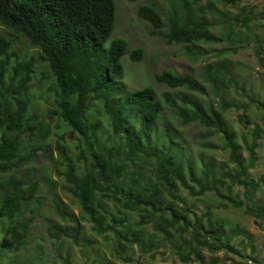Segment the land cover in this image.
I'll list each match as a JSON object with an SVG mask.
<instances>
[{"label": "trees", "instance_id": "obj_1", "mask_svg": "<svg viewBox=\"0 0 264 264\" xmlns=\"http://www.w3.org/2000/svg\"><path fill=\"white\" fill-rule=\"evenodd\" d=\"M202 11L194 9L187 0H181L180 7H173L167 15L150 5L139 6L136 14L150 25L153 36L163 38L169 45H184L190 52L199 43L215 42L205 16L200 15ZM115 19L114 0H0V26L25 37L38 50L55 84L56 110L53 113L86 146L82 150L84 161L78 162L82 164L81 170L71 159L63 157L66 191L75 201L81 219L86 217L97 234L111 233L123 252L134 245L142 252H151L153 235L143 231L144 225L151 224L153 234L162 235L164 240L170 242L177 238L186 243L188 258L194 254L199 259L202 249L213 254L227 253L233 249L230 242L238 233L226 232L225 222L213 223L208 214L204 218L195 217L196 228H190L191 210L179 206L178 190L182 187L191 196L213 192L224 208L241 209L245 215L259 221V225H264V202L253 201L254 193L264 186V178L255 180L249 175L257 161L255 149L259 132L254 130L250 141L240 137L247 154L244 157L236 134L222 114L201 109L191 111L187 106H193V102L182 95L179 100L183 107L177 111L181 123L197 122L206 129H214L222 140L219 148L227 153V162L204 161L198 172L194 162L185 159L181 149L173 144L176 136L167 128L163 129L167 143L158 146L155 143L158 140L152 137L165 106L158 101L152 87L126 92L119 86L123 74L121 59L127 42L113 39L105 47ZM248 22L243 12L237 24L250 30ZM234 28L235 25L229 30ZM11 47V41L0 34V175L11 173L0 180V259L23 247L30 223L21 220L23 213L33 202H39L34 196L37 184L31 181L27 184L12 174V170L27 159L20 155L19 141L24 134L34 136L36 127L29 124L26 117V97L34 62L18 61L12 65ZM262 53L264 50L260 48L258 60L264 65ZM129 57L138 61L142 51L132 50ZM212 76L209 73L208 78L215 79ZM154 80L172 91L186 88L205 95L204 87L190 75L179 76L164 70L155 75ZM10 90L12 94L7 95ZM162 97L169 108L176 107L177 102L170 93ZM93 101L103 105L108 119L109 136L104 140L99 137L101 123L88 117ZM46 133L49 136L48 128ZM112 138L119 144L109 146ZM57 149L63 154L62 147L58 145ZM122 149H126L130 159L143 157L152 161V184L141 182L135 173L128 176L123 167L115 163L114 158ZM238 187L242 188V193L234 194ZM241 197L249 204L245 205ZM54 208L74 224L72 232L76 240L83 228L80 220L68 215L56 201ZM134 213L139 220L133 225L129 219ZM203 221H206L205 226ZM186 233L191 236L189 244L183 236ZM217 261L213 258L211 264Z\"/></svg>", "mask_w": 264, "mask_h": 264}, {"label": "rangeland", "instance_id": "obj_2", "mask_svg": "<svg viewBox=\"0 0 264 264\" xmlns=\"http://www.w3.org/2000/svg\"><path fill=\"white\" fill-rule=\"evenodd\" d=\"M187 1L194 9L204 10L200 15L205 16L215 39L212 43H199L190 52L184 45H169L163 38L153 36L150 25L136 14L139 6L150 5L167 15L173 7H180L181 0H137L134 3L114 0L115 27L105 47L113 39L127 42L126 52L121 59L123 74L118 81L119 86L126 92L146 87L155 90L158 101L165 107L155 123L156 134L152 138L158 140L155 141L158 146L165 144L167 141L163 129L170 130L176 136L173 144L181 149L185 159L194 162L198 172L204 161L212 160L217 164L227 162V153L219 148L222 140L214 129H206L197 122L189 125L181 123L177 116V111L183 107L180 96L187 95L191 99L193 106H187L191 111L201 109L220 112L225 123L236 134L244 157L247 154L240 137H246L250 141L252 132L257 130V161L249 175L255 180L264 178V109L261 106H264V65L259 63L257 55L260 48L264 50V0ZM243 12L249 18L250 30L237 24L242 19ZM233 25L235 28L230 31L229 27ZM0 34L12 43V65L18 61L34 62L26 97V117L36 130L34 136L24 134L19 141L20 155L24 160L27 159L19 168L13 169L12 174L27 184L29 181L35 182L37 192L34 196L39 199V202H33L28 207L21 219L23 222H30L25 244L20 250L4 255L0 264H211L213 258H217V264H264V225H259V221L245 215L241 209L224 208L213 192L191 196L186 189L180 187L178 204L191 210L190 228H196L195 217L204 218L208 214L213 223L223 220L226 232L236 231L237 236L230 242L233 249L227 253L220 251L213 254L202 249L198 253L199 259L194 254L188 258L186 243L177 238L170 242L164 240L162 235L153 234L151 224L143 227L146 234L153 235L154 249L147 253L142 252L138 245L123 252L111 233L97 234L86 217L81 219L75 201L66 191L68 185L64 181L63 157L71 159L81 170V163L84 161L82 150L86 146L53 113L56 110L55 84L47 65L25 37L3 26H0ZM136 49L142 51V57L138 61H132L129 54ZM261 57L264 58V53ZM209 67L216 71H211ZM164 70L179 76L190 75L204 87L205 95L186 88L172 91L165 85L156 83L155 75ZM209 73L215 79L212 76L213 79L210 80ZM165 93L174 97L176 107L169 108L164 103L162 96ZM11 94L12 90L8 91L7 95ZM124 95L125 93L122 96ZM102 107L97 101L91 102L88 117L101 123L99 137L104 140L109 136V126ZM108 144L116 146L119 142L112 138ZM58 145L63 148V154L57 149ZM48 150L51 151L50 156L42 154ZM114 160L128 176L135 173L141 182H154L152 161L143 157L130 159L126 156V149H122ZM216 170L222 172L219 168ZM10 174H1L0 180ZM123 183L126 184V181ZM241 193V187L235 188L234 194ZM241 200L245 205L249 204L242 197ZM256 200L264 202V186L254 193L253 201ZM54 201L68 215H74L80 220L83 228L76 240L72 232L74 224L55 211ZM138 220V214L134 213L129 223L134 225ZM205 222L203 221V226ZM183 236L187 244L191 243L190 234Z\"/></svg>", "mask_w": 264, "mask_h": 264}, {"label": "water", "instance_id": "obj_3", "mask_svg": "<svg viewBox=\"0 0 264 264\" xmlns=\"http://www.w3.org/2000/svg\"><path fill=\"white\" fill-rule=\"evenodd\" d=\"M42 154L45 155V156H46V155H47V156H50V155H51V151H49V150H48V151H44Z\"/></svg>", "mask_w": 264, "mask_h": 264}]
</instances>
